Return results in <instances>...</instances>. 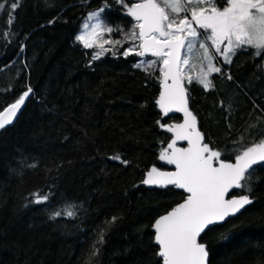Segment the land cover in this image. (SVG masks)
<instances>
[{
	"label": "trees",
	"instance_id": "16d2710c",
	"mask_svg": "<svg viewBox=\"0 0 264 264\" xmlns=\"http://www.w3.org/2000/svg\"><path fill=\"white\" fill-rule=\"evenodd\" d=\"M12 2L0 0V111L27 87L33 93L0 130V264H161L152 222L184 197L173 186L143 183L150 165L164 168L159 157L170 136L161 125L179 119L156 103L162 65L136 66L155 60L150 53L123 55L139 41L124 35L134 20L116 0H18L10 17ZM101 7L104 22L122 31L105 32L99 43L121 44L104 45L111 51L92 60L99 49L84 48L76 34ZM263 59L252 48L238 51L230 64L218 59L224 74L209 77L210 90L183 83L203 143L223 160L264 134ZM247 184L250 191L231 194L252 203L199 237L208 264H264V162ZM34 193L49 199L34 203ZM68 205L76 216L49 218Z\"/></svg>",
	"mask_w": 264,
	"mask_h": 264
},
{
	"label": "snow or ice",
	"instance_id": "6c2138e0",
	"mask_svg": "<svg viewBox=\"0 0 264 264\" xmlns=\"http://www.w3.org/2000/svg\"><path fill=\"white\" fill-rule=\"evenodd\" d=\"M116 2L134 20L132 28L124 35L133 42L139 41L126 48L123 55L135 52L138 56L150 53L155 57V60L141 61L136 66L154 68L157 64L162 65L159 68L162 88L156 103L165 114L172 111L184 114L181 124L161 125L174 133V139L161 151L159 158L174 165L175 170L165 172L153 167L143 180L145 185H172L187 193L182 203L158 217L152 225L154 243L159 246L156 255L161 258V264H208L207 247L198 238L211 225L224 221L252 203L249 195L225 199V194L232 188L251 190L247 184L251 170L254 165L264 162V134L243 147L236 154L235 163L225 162L219 150L203 143V136L196 127V117L187 107V89L183 81L199 83L208 91L214 87L209 77L213 73L224 74L216 63L219 58L230 64L238 51L249 48L255 49V55L260 56L264 52V0H224L223 7L219 6L218 0H138L130 5L127 0ZM5 7V3H0V9ZM10 7L11 17L18 7V0H13ZM105 10L101 7L89 13L87 21L91 23H85L76 37L84 48L99 49L93 52L92 60L111 51L104 45L121 44V41L112 39H103L99 43L105 32L122 31L118 26L110 27L104 22L102 14ZM3 35L8 38L12 34ZM194 61L202 67L192 76L189 73L195 67ZM205 62L207 70L203 67ZM227 78L232 79L231 75ZM32 93L33 89L27 87L13 103L0 111V130L14 123ZM261 119L264 118H258ZM256 127V124L249 126L250 129ZM179 140L187 141L188 147H176ZM113 159L119 160L120 157ZM33 196L32 202L37 204L49 199L42 193H34ZM76 214L74 206L68 205L49 218L56 219L61 215L74 217ZM116 219L113 217L110 223H115ZM103 238L102 231L100 243H103ZM98 253L99 249L93 245L91 256Z\"/></svg>",
	"mask_w": 264,
	"mask_h": 264
},
{
	"label": "water",
	"instance_id": "95a60500",
	"mask_svg": "<svg viewBox=\"0 0 264 264\" xmlns=\"http://www.w3.org/2000/svg\"><path fill=\"white\" fill-rule=\"evenodd\" d=\"M138 31H139V30H138ZM169 83H171V81H169ZM161 88H162V85H161ZM161 88H160V91H159V95H160V92H161ZM5 107H6V106H5ZM160 109H161V108H160ZM2 110H3V109H2ZM2 110H1V111H2ZM161 112L164 113L162 110H161ZM167 114H170V115L177 114L178 117H179V119H178L177 121H174V122H171V123L164 124L165 126L181 124V123L184 122V114H183L182 112H175V111H172V112H169V113H167ZM196 127H197V121H196ZM162 130H163L164 132H166V133L170 136V142H171L172 139H174V133H173V132H168V131L166 130V127H162ZM176 147H178V148H187V147H188V143H187V141L179 140V141L176 142ZM170 151H171V149H169V152H170ZM160 161H161V164L164 166V168H160V167H157V166H155V165H150V166L145 170V172H144V179L146 178V174H147V172L150 171V169L153 168V167H156V168H158L160 171H165V172H170V171H174V170H175V166H174V165H169L166 161H162V160H160ZM224 161H225V162H229V163H235V157H233L231 160H224ZM215 166L218 167V166H219L218 163H216ZM144 179H143V180H144ZM147 186H149V187H157V188H161V186H157V185H147ZM168 186H172V185H168ZM173 187H174V186H173ZM174 188L177 189V190H179V191H181V192L184 194L183 199L186 197L187 193H185L183 189H179V188H176V187H174ZM235 189H237V188H232V189H230V190L228 191V193L225 194V199H232V198L239 197V195H237V194H231V192H232L233 190H235ZM183 199H182L181 201H179L177 204L182 203V202H183ZM177 204L173 205L172 207H170L169 209H167L165 212H163V213H161L160 215H158V216L153 220L152 225L154 224L155 220H156L158 217H160L161 215L166 214L168 211H171V209L174 208ZM241 210H242V209H241ZM241 210H240V211H241ZM240 211H239V212H240ZM239 212H237V213H239ZM237 213H236V214H237ZM236 214H234V215H236ZM234 215H230V216L226 217L225 219H227V218H229V217H232V216H234ZM222 222H223V221H222ZM222 222H218V223H216V224H214V225H218V224H220V223H222ZM152 225H151V230H152V232H153V242H154V234H155V233H154V229L152 228ZM211 226H212V225H211ZM198 241H199V238H198ZM199 242H200V241H199ZM200 243H202V242H200ZM155 245L157 246V252H158V250H159V246H158L157 244H155Z\"/></svg>",
	"mask_w": 264,
	"mask_h": 264
},
{
	"label": "rangeland",
	"instance_id": "374dc122",
	"mask_svg": "<svg viewBox=\"0 0 264 264\" xmlns=\"http://www.w3.org/2000/svg\"><path fill=\"white\" fill-rule=\"evenodd\" d=\"M125 11H126V9H125ZM91 12H93V11H90V12H88V13L86 14V16H85L84 20L82 21V23H81V25H80V28H79V30H78V32H77V34H76V37H77V35H79V34L81 33V31H82V27H83V25H84L85 23H91V22L87 21V17H88V15H89V13H91ZM254 50H255V49H254ZM137 51H139V49H138ZM145 55H146V54H145ZM219 61H220V62H221V61L224 62L222 58H219ZM216 63H217V62H216ZM194 64H195L196 68H195V70H194L193 76H195V75L200 71V69H201V67H202L198 61H194ZM219 64H221V63H219ZM203 67H204V70H207V64H206V62H205V64L203 65ZM262 67L264 68V59L262 60ZM189 74H190V73H189ZM187 81H188V80L185 79V80L183 81V83H184V82L187 83Z\"/></svg>",
	"mask_w": 264,
	"mask_h": 264
}]
</instances>
